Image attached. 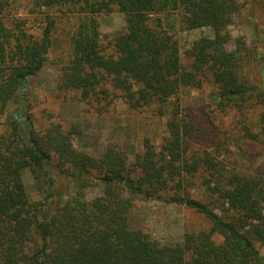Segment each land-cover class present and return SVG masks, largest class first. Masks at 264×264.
Segmentation results:
<instances>
[{"label": "trees", "instance_id": "16d2710c", "mask_svg": "<svg viewBox=\"0 0 264 264\" xmlns=\"http://www.w3.org/2000/svg\"><path fill=\"white\" fill-rule=\"evenodd\" d=\"M22 1L43 15L41 36L26 19L6 24ZM256 5L264 10V0H0V264H264L257 248L264 245V164L246 173L231 167L221 142L207 144L208 129L194 117L177 107L161 149L147 141L132 162L117 146L99 156L79 150L74 128H27L22 104L53 47L58 21L50 12L60 10L76 16L60 91L102 110L123 100L130 110L156 106L164 115L183 89L208 84L216 109L235 112L243 137L264 145V47L228 31ZM114 9L125 27L106 36L98 17ZM175 11L184 31L209 28L213 36L182 54ZM26 175L50 190L66 180L74 193L68 201L34 200ZM198 177L204 201L192 197ZM93 187L102 195L88 200ZM138 199L184 206L209 229L162 243L134 223Z\"/></svg>", "mask_w": 264, "mask_h": 264}, {"label": "rangeland", "instance_id": "374dc122", "mask_svg": "<svg viewBox=\"0 0 264 264\" xmlns=\"http://www.w3.org/2000/svg\"><path fill=\"white\" fill-rule=\"evenodd\" d=\"M259 7L247 6L245 12L236 19L235 24L228 29L233 39L245 37L250 44H262L264 47V10ZM33 8L31 2L18 3L11 13L5 15L6 24L11 27V20L15 17L26 19L30 32L36 37L41 36L45 22L43 15L33 12ZM50 14L57 19L58 27L53 34V47L48 60L33 79L22 102L30 117L25 124L27 128L40 133L57 124L66 130L74 128L75 146L79 150L99 156L109 146H117L130 154L133 162L135 154L143 152L147 141L158 151L161 149L164 139L169 135L167 124L178 107L182 115L189 114L208 129L207 144L216 148L221 142V154L227 157L231 167L246 173L264 164V145L252 144L243 137L235 112L221 113L212 103L210 96L216 91L214 86L206 84L201 89H183L178 97L169 102L164 115L159 114L156 106L130 110L123 100L102 110L95 104L82 102L74 92L60 91L59 85L64 80L63 69L69 56L67 37L74 29L76 16L64 14L60 10H53ZM98 20L106 36L114 35L125 27V17L118 9L100 15ZM170 22L173 33L180 41L182 54L200 38L213 36L209 28L184 31L179 11L170 14ZM182 58L186 63L184 55ZM194 181V187L197 188L191 190L192 197L204 201L203 190L198 189L201 177ZM25 182L34 200L52 195L54 200L68 201L74 193V188L59 178L52 190L48 185L37 186L28 175ZM101 195L99 187L87 190L88 200ZM135 202L134 223L162 243L179 242L185 232L209 229V223L203 215L184 206L158 200L146 202L138 199ZM257 248L264 257V245L257 243Z\"/></svg>", "mask_w": 264, "mask_h": 264}]
</instances>
